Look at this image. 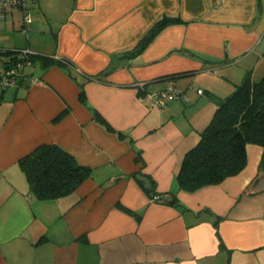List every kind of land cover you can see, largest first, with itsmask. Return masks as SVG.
Returning a JSON list of instances; mask_svg holds the SVG:
<instances>
[{"label":"crops","instance_id":"1","mask_svg":"<svg viewBox=\"0 0 264 264\" xmlns=\"http://www.w3.org/2000/svg\"><path fill=\"white\" fill-rule=\"evenodd\" d=\"M27 7L29 22L20 8L0 18V74L23 48L35 55L17 85H0V264H264V147L247 143L245 167L219 184L176 182L219 103L247 76H264V0ZM163 15L182 23L127 53ZM168 86L181 96L160 106L150 95ZM42 144L91 175L67 195L36 199L18 162Z\"/></svg>","mask_w":264,"mask_h":264},{"label":"trees","instance_id":"2","mask_svg":"<svg viewBox=\"0 0 264 264\" xmlns=\"http://www.w3.org/2000/svg\"><path fill=\"white\" fill-rule=\"evenodd\" d=\"M179 23H182L180 17L163 15L127 53H140L163 29ZM52 61L69 71L73 67L66 58H52ZM247 143L264 147V76L259 80L247 76L219 103L210 123L201 132L200 141L182 159L176 175L178 187L194 191L238 174L246 165ZM18 163L26 175L31 193L38 200L67 195L91 175V167L80 164L72 154L56 144L39 145ZM146 191L154 195L152 182ZM170 195L169 203L174 204V194ZM159 198L165 202L161 196Z\"/></svg>","mask_w":264,"mask_h":264},{"label":"built area","instance_id":"3","mask_svg":"<svg viewBox=\"0 0 264 264\" xmlns=\"http://www.w3.org/2000/svg\"><path fill=\"white\" fill-rule=\"evenodd\" d=\"M11 8L22 9L24 13V21L29 22L31 20L27 12V0H0V18H2ZM33 55L34 52L29 48H23L20 50L15 61L11 65H8L0 74V85L2 87L17 85L18 82L24 78L19 70L32 63L31 57ZM197 92L202 93V90L198 89ZM180 96L181 94L172 86H168L164 90L150 95V97L160 106H165L168 101L179 98ZM153 200L162 202L159 195H153Z\"/></svg>","mask_w":264,"mask_h":264},{"label":"water","instance_id":"4","mask_svg":"<svg viewBox=\"0 0 264 264\" xmlns=\"http://www.w3.org/2000/svg\"><path fill=\"white\" fill-rule=\"evenodd\" d=\"M137 178L138 180H141L143 182L145 188H148L150 186V182L147 178H144L140 175H138Z\"/></svg>","mask_w":264,"mask_h":264},{"label":"rangeland","instance_id":"5","mask_svg":"<svg viewBox=\"0 0 264 264\" xmlns=\"http://www.w3.org/2000/svg\"><path fill=\"white\" fill-rule=\"evenodd\" d=\"M2 58H0V67H1V65H2V60H1Z\"/></svg>","mask_w":264,"mask_h":264}]
</instances>
